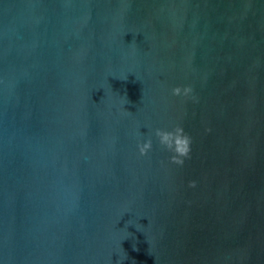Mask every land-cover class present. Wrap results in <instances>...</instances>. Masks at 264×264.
<instances>
[{
  "label": "water",
  "instance_id": "95a60500",
  "mask_svg": "<svg viewBox=\"0 0 264 264\" xmlns=\"http://www.w3.org/2000/svg\"><path fill=\"white\" fill-rule=\"evenodd\" d=\"M0 264H264V0H0Z\"/></svg>",
  "mask_w": 264,
  "mask_h": 264
},
{
  "label": "clouds",
  "instance_id": "9594fccd",
  "mask_svg": "<svg viewBox=\"0 0 264 264\" xmlns=\"http://www.w3.org/2000/svg\"><path fill=\"white\" fill-rule=\"evenodd\" d=\"M180 88L173 89V94H180ZM185 92L190 91V88H185ZM156 136L159 137L160 142L166 145L170 150L178 152L180 155H187L189 151V139L187 136L182 135V129L176 128L175 131H168L157 129ZM151 142L146 143L141 151L150 147Z\"/></svg>",
  "mask_w": 264,
  "mask_h": 264
}]
</instances>
